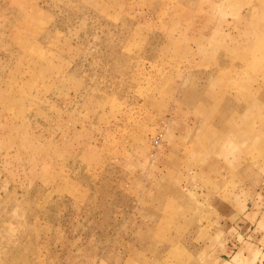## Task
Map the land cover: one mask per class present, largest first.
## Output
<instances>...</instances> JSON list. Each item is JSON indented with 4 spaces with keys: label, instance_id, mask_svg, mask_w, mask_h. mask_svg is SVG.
<instances>
[{
    "label": "rangeland",
    "instance_id": "obj_1",
    "mask_svg": "<svg viewBox=\"0 0 264 264\" xmlns=\"http://www.w3.org/2000/svg\"><path fill=\"white\" fill-rule=\"evenodd\" d=\"M0 264H264V0H0Z\"/></svg>",
    "mask_w": 264,
    "mask_h": 264
}]
</instances>
